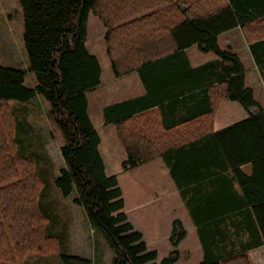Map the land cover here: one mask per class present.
Masks as SVG:
<instances>
[{"label":"trees","instance_id":"obj_1","mask_svg":"<svg viewBox=\"0 0 264 264\" xmlns=\"http://www.w3.org/2000/svg\"><path fill=\"white\" fill-rule=\"evenodd\" d=\"M19 1L29 68L37 82L26 86L23 69L0 65V261L57 248L56 238L46 234L47 218L38 205L43 179L30 158L13 153L17 124L11 102L26 103L41 96L51 104V115L65 138L61 147L65 166L56 178L61 193L66 197L76 193L74 203L84 207L93 228L113 251L111 264H157V252L148 250L124 211L141 198L124 190L121 182L125 179L107 173L99 149L101 138L88 112L87 92L101 84L102 75L97 56L87 47L90 13L105 26L106 53L115 77L139 71L162 84L182 85L188 76L186 49L196 46L218 57L197 67L218 71L208 83V106L199 113L167 123L164 116L144 115L149 107L135 106L144 100L137 97L106 106L104 119L116 124L127 153L125 172L200 142H215L253 209L264 241V107L246 84L241 57L219 45V36L238 25L247 28L257 21L264 23V0ZM255 26L260 32L250 36L251 47L256 50L263 45L264 49V25ZM260 65L264 68V61ZM160 93L163 96L166 91ZM228 100L238 101L249 116L215 130L216 112ZM253 107L257 113L251 112ZM187 155L181 153L182 171L201 162L186 163ZM248 163L253 165L252 174L242 170ZM185 236L182 222L174 221L172 247L176 249ZM248 256L243 252L214 261L207 256L201 264H250ZM61 260L63 264H93L79 255L62 254ZM178 260L179 252L173 250L161 264Z\"/></svg>","mask_w":264,"mask_h":264},{"label":"crops","instance_id":"obj_2","mask_svg":"<svg viewBox=\"0 0 264 264\" xmlns=\"http://www.w3.org/2000/svg\"><path fill=\"white\" fill-rule=\"evenodd\" d=\"M242 28L244 27L238 25L222 33L219 38L236 34ZM251 44L252 41L245 44V50L250 57L247 59L249 67L244 62L247 68L246 83L252 73L254 76L259 74L264 84V68L260 65L264 61L263 45L254 50ZM201 52L203 51L196 46L186 49L187 61H184V57L181 60L187 66L188 76L182 85L162 84L156 79L148 78L147 73L141 74L139 71L115 77L122 80L117 93L120 100H115V103L143 97L144 100L135 106L149 107L143 111L144 115L152 113L160 118L164 116L165 121L171 124L206 109L208 83L218 76V71L197 70V67L216 59L203 58L200 56ZM236 53L243 61V54L239 50ZM163 91L166 93L160 96ZM37 98L42 97L37 96L24 103L28 105L26 109L29 114L36 105ZM108 105L111 104L105 105L103 110ZM251 112L257 113L258 109L253 107ZM248 116L249 112L238 101L228 100L215 118L214 129L226 128ZM111 124L115 126V139L118 140V144L115 140V149H119L120 155L118 162L122 163L125 161L123 157L127 158V153L118 136L116 124ZM96 129L102 144L101 133ZM183 152L188 154L186 163L201 162L190 165L188 171H182ZM103 159L107 171L108 163L106 158ZM120 166L115 165V175L119 179H125V183L126 179L129 180L134 188L130 191L135 193V198H141L127 206L124 211L134 230L143 235L148 250L157 252V264H161L173 250L179 252V260L175 264H201L207 256L209 261H214L243 252L249 255L252 264H256L254 261L262 256L264 241L253 209L246 203L233 170L215 142H200L173 152L167 159L159 157L126 172L123 164ZM242 170L252 174V163L243 165ZM176 220L182 222L186 236L174 249L170 236Z\"/></svg>","mask_w":264,"mask_h":264},{"label":"rangeland","instance_id":"obj_3","mask_svg":"<svg viewBox=\"0 0 264 264\" xmlns=\"http://www.w3.org/2000/svg\"><path fill=\"white\" fill-rule=\"evenodd\" d=\"M181 8L185 9V5H181ZM255 25L262 26L264 23L257 21L252 27L248 26L236 34H227L219 38V45L222 48L234 52L239 50L243 54V62L248 67L247 59L249 60L250 57L245 50V44L251 41L250 36L260 32L257 29L259 27ZM24 33V13L20 1L0 0V65L23 69L25 85L32 87L37 80L29 68ZM104 34L105 26L102 20L90 13L87 46L91 53L97 56L102 68V75L100 86L87 92L88 111L103 139L100 151L108 163L107 173L115 174V165L121 167L123 162H118L119 149H115V140L118 144L117 138L115 139V126L105 123L103 107L107 104H114L115 100L120 98L117 93L122 80L116 79L112 72L106 53ZM254 39L252 38V40ZM200 56L218 58L212 52H201ZM132 74L136 75L137 73ZM258 75L254 76L251 73L246 84L253 87L256 99L264 105V84ZM35 102L36 105L32 107L30 114L26 109L28 105L24 102H11L17 124L13 153L15 157L30 158L35 170L43 179L44 187L39 195L38 205L40 211L47 218L46 234L56 238L57 248L49 252H31L14 261L2 260L0 264H63L62 254L79 255L91 259L93 264H111L114 256L112 249L102 234L93 228L84 207L76 203L73 204L76 193L66 197L56 184L60 168L65 166V160L61 153L65 138L57 121L51 115V104L43 97L37 98ZM226 102L221 104L215 118ZM125 158L124 156L123 159L125 160ZM154 177L156 178L157 175ZM121 186L124 190H134L127 182H121ZM134 195L133 192L131 196L134 197ZM248 258L252 264L251 258L249 256ZM254 263L264 264V252Z\"/></svg>","mask_w":264,"mask_h":264}]
</instances>
